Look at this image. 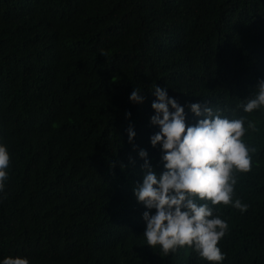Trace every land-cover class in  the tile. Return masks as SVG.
Returning a JSON list of instances; mask_svg holds the SVG:
<instances>
[{"label":"trees","instance_id":"trees-1","mask_svg":"<svg viewBox=\"0 0 264 264\" xmlns=\"http://www.w3.org/2000/svg\"><path fill=\"white\" fill-rule=\"evenodd\" d=\"M261 79L264 0H0V143L10 154L0 258L209 264L190 246L164 252L143 236L132 189L140 149L162 171L149 144L160 86L186 125L203 118L192 103L243 120L250 166L232 170L231 201L246 208L193 199L227 224L220 264H264V108L243 110ZM132 89L142 103L128 100Z\"/></svg>","mask_w":264,"mask_h":264},{"label":"clouds","instance_id":"clouds-1","mask_svg":"<svg viewBox=\"0 0 264 264\" xmlns=\"http://www.w3.org/2000/svg\"><path fill=\"white\" fill-rule=\"evenodd\" d=\"M258 91L243 104L245 112L264 108V79L258 81ZM150 103L152 115L149 124L158 130L149 136L152 147L159 146L162 171H153L147 152L140 149L137 156L143 161V175L132 189L135 200L144 211L143 236L148 245H158L164 252L177 246H190L209 264H220L223 253L217 246L227 224L219 216L212 215L211 204H229L242 211L246 205L231 201L235 168L247 171L250 166L249 149L241 137L245 133L242 119H228L219 110L202 108L199 103L189 105L198 119L194 125H186L184 106L167 95L165 88L155 86ZM140 90L132 89L128 100L142 103ZM131 113H125L129 117ZM251 126V124H249ZM132 141L135 131L131 125L125 129ZM10 154L0 143V190L8 179ZM195 195L196 200L193 199ZM152 210V211H150ZM0 264H29L27 257L4 256Z\"/></svg>","mask_w":264,"mask_h":264}]
</instances>
